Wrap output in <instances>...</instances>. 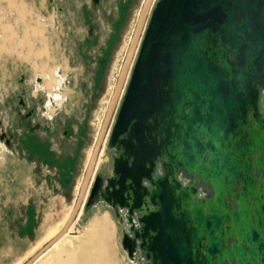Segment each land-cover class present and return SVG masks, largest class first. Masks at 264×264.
I'll list each match as a JSON object with an SVG mask.
<instances>
[{
  "label": "water",
  "instance_id": "obj_1",
  "mask_svg": "<svg viewBox=\"0 0 264 264\" xmlns=\"http://www.w3.org/2000/svg\"><path fill=\"white\" fill-rule=\"evenodd\" d=\"M150 1L70 213L24 264L67 234L83 205L99 203L124 223L120 246L130 261L264 264V0H157L151 11ZM106 136L111 169L101 176Z\"/></svg>",
  "mask_w": 264,
  "mask_h": 264
},
{
  "label": "rangeland",
  "instance_id": "obj_2",
  "mask_svg": "<svg viewBox=\"0 0 264 264\" xmlns=\"http://www.w3.org/2000/svg\"><path fill=\"white\" fill-rule=\"evenodd\" d=\"M143 1L0 0V264H24L49 241L44 240L49 230L70 211ZM156 1H150V11ZM139 43L140 39L122 89ZM100 58L106 59L102 69ZM96 75L103 78L101 83L95 81ZM54 78L60 83L58 89ZM95 83H100L96 90ZM31 130L47 140V149L55 151L53 160L26 158L19 141ZM107 141L108 136L97 158L95 173L101 176L111 169ZM62 150L76 156L69 165L71 182L63 196H55L48 194L46 178L54 176L53 166ZM100 216H106L110 226L105 262L138 264L137 258L130 262L120 246L124 223L101 203L83 205L72 231L56 248L78 244L90 220Z\"/></svg>",
  "mask_w": 264,
  "mask_h": 264
},
{
  "label": "bare ground",
  "instance_id": "obj_3",
  "mask_svg": "<svg viewBox=\"0 0 264 264\" xmlns=\"http://www.w3.org/2000/svg\"><path fill=\"white\" fill-rule=\"evenodd\" d=\"M55 72L56 70L53 71L54 77ZM55 78L52 82L54 83L56 89H58L60 87V83L59 81H56ZM54 99L56 100L55 96ZM69 213L70 211L64 214V217L61 219V221L56 223L49 230L48 234L44 238L45 241L50 240L54 235H56V233L61 229V227L65 223ZM72 229L73 225L70 226L67 233L71 232ZM109 229L110 226L108 227V221L106 216L94 217L90 220L88 226L84 230V237L78 242V244H76L75 246L70 245L71 248H56L60 241H62L61 239L67 235L65 234L60 240H58V242H56L51 248H49L44 254H42L35 262H41L43 260L44 264H107L105 262V256L107 255V246L109 244H107L109 238ZM51 249H55V251L53 250V252H51L53 253L51 256H47L49 255Z\"/></svg>",
  "mask_w": 264,
  "mask_h": 264
},
{
  "label": "flooded vegetation",
  "instance_id": "obj_4",
  "mask_svg": "<svg viewBox=\"0 0 264 264\" xmlns=\"http://www.w3.org/2000/svg\"><path fill=\"white\" fill-rule=\"evenodd\" d=\"M96 1V0H94ZM101 51H103V48L99 49ZM98 66L101 67V69L104 67V64L106 63V59H102L100 58L98 60ZM103 78H98V75L96 76V79L95 81H99L101 83V80ZM100 83H95L94 84V90H96L97 86L100 84ZM123 90V89H122ZM51 101V99H50ZM52 102V101H51ZM28 125V121L26 123ZM38 126L36 125L35 128H37ZM36 131H32L31 132H28L26 133L24 136L21 137L20 139V145L24 147V150L26 151V158H30L32 156H34V160L36 162H40L42 160V157L43 156H48V158H50V160H53V155L54 154H51L49 152V150L47 149V146H45L47 144V140L44 139V138H41L40 135H38L37 133H35ZM9 142V141H7ZM52 157V158H51ZM36 158V159H35ZM59 163H61L60 159H56V166L54 165L53 167H56L59 165ZM53 164V162L51 163ZM69 174L71 175L72 174V171H69ZM91 185V184H90ZM90 189H91V186H89L87 192H86V199L90 193ZM88 208V207H86Z\"/></svg>",
  "mask_w": 264,
  "mask_h": 264
},
{
  "label": "crops",
  "instance_id": "obj_5",
  "mask_svg": "<svg viewBox=\"0 0 264 264\" xmlns=\"http://www.w3.org/2000/svg\"><path fill=\"white\" fill-rule=\"evenodd\" d=\"M92 88H93V85H92ZM52 150L53 149L49 150V152L51 154H53V152H55ZM56 152L58 153L59 151H56ZM58 154H61L58 157L60 159L61 163H59L57 168H54V172H53L54 176H51V177L48 176L46 178L47 179L46 185H47V191L49 192L48 194L52 193L55 196L61 194L63 196L62 191L64 190V188H66L69 185V183L71 182V179H72V174L71 175L69 174V171H72V168L69 167V165L74 162V158L72 159V157H74V154L76 156V152H73V155H72L71 152H66L65 150H62ZM85 164H84V167H85ZM83 170H84V168H83ZM82 174H83V171H82ZM81 177H82V175H81ZM50 189H51V191H50ZM62 196H60V197H62Z\"/></svg>",
  "mask_w": 264,
  "mask_h": 264
},
{
  "label": "built area",
  "instance_id": "obj_6",
  "mask_svg": "<svg viewBox=\"0 0 264 264\" xmlns=\"http://www.w3.org/2000/svg\"><path fill=\"white\" fill-rule=\"evenodd\" d=\"M124 90L125 89H123L122 91H123V93H122V95L124 94ZM136 258L138 259V261H139V258H138V256L137 255H135V261H136ZM130 261V260H129ZM135 261H130V262H132V263H135ZM138 264H139V262H138Z\"/></svg>",
  "mask_w": 264,
  "mask_h": 264
}]
</instances>
